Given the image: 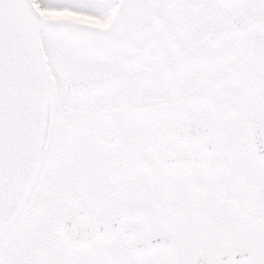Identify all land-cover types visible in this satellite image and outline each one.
Returning <instances> with one entry per match:
<instances>
[{
  "label": "snow or ice",
  "instance_id": "6c2138e0",
  "mask_svg": "<svg viewBox=\"0 0 264 264\" xmlns=\"http://www.w3.org/2000/svg\"><path fill=\"white\" fill-rule=\"evenodd\" d=\"M0 264H264V0H0Z\"/></svg>",
  "mask_w": 264,
  "mask_h": 264
}]
</instances>
